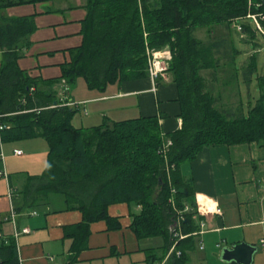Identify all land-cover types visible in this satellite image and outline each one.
<instances>
[{
  "label": "trees",
  "instance_id": "16d2710c",
  "mask_svg": "<svg viewBox=\"0 0 264 264\" xmlns=\"http://www.w3.org/2000/svg\"><path fill=\"white\" fill-rule=\"evenodd\" d=\"M41 1L46 0H0V10ZM85 7L83 41L63 67L66 80L73 82L82 76L89 88L103 91L108 85L147 76V49L168 46L171 59L167 71L173 73L178 90L181 127L163 133L157 115L104 120L90 127L72 125L76 107L60 104L53 94L35 89L36 80L17 66L19 55L14 44L33 29L29 18L22 17L5 19L7 24L0 25V43L5 48L0 68L1 140L46 139L47 165L42 174L30 178L26 197L35 203L57 193L68 208L81 210L82 221L68 229L75 235L74 254L86 245L91 222L104 219L118 226L117 219L108 214V206L128 202L141 206L131 223L136 236L163 238L162 246L149 250L150 264L165 259L172 246L173 252L163 264H186V252L194 249L203 215L197 214L194 188L182 174V165L216 144L256 141L264 145V73L255 77L259 95L253 101L249 96V85L257 72V51L249 54L240 72V50L230 38L220 36L207 42L194 32L235 25L241 40L251 42L255 49L259 47L257 35L264 34L248 15H255L264 30V3L87 0ZM222 58L232 63H228L232 69L228 80L241 77L246 83L247 108L238 113L217 106L221 94L209 88L202 74L203 70L225 66L220 64ZM166 139L171 142L163 152ZM181 187L187 194L178 191ZM185 205L190 210L184 211ZM0 264H20L14 239L0 245Z\"/></svg>",
  "mask_w": 264,
  "mask_h": 264
},
{
  "label": "crops",
  "instance_id": "0c3cea01",
  "mask_svg": "<svg viewBox=\"0 0 264 264\" xmlns=\"http://www.w3.org/2000/svg\"><path fill=\"white\" fill-rule=\"evenodd\" d=\"M86 2L46 0L1 9L0 25L11 18L28 17L32 22L33 29L14 44L17 66L36 80L35 89L53 94L60 104L82 109L87 126L80 127L157 115L163 133L180 128L181 107L171 71L154 78L148 74L128 79L103 91L86 89L77 97L71 94L72 82L63 76V67L71 60L72 50L82 44ZM211 38L204 41H213ZM4 50L0 43V68ZM229 62L220 64L230 67ZM239 82L240 77L235 81L238 93ZM221 109L238 113L240 103ZM47 160L44 137L2 141L0 136V170L6 172L0 176V245L14 239L20 264H150L149 250L162 246L163 238L154 242L158 236H136L131 223L141 206L128 202L108 206V214L117 219L118 226L104 219L91 222L86 245L74 254L75 235L68 229L82 221L81 210L68 208L57 193L35 203L26 197L30 178L42 174ZM181 170L192 182L195 201L222 211L203 215L204 233L196 235L194 249L186 252V264H240L224 260L222 249L243 241L256 247L251 264H264V145L252 141L205 147ZM24 228L29 231L23 232ZM166 259L167 255L153 264H163Z\"/></svg>",
  "mask_w": 264,
  "mask_h": 264
},
{
  "label": "rangeland",
  "instance_id": "374dc122",
  "mask_svg": "<svg viewBox=\"0 0 264 264\" xmlns=\"http://www.w3.org/2000/svg\"><path fill=\"white\" fill-rule=\"evenodd\" d=\"M237 25V24H236ZM196 36L198 38H201L203 40L208 39L212 37V40L218 39L221 37H228L232 40L235 47H237L240 52L237 55V60L239 61L240 66V72L243 69V65L247 63V57L250 53L253 51H257V72L255 75L252 76L250 85H249V92H250V98L253 101L255 97H257L258 89L256 87V81L255 77L258 74L264 73V36L261 34H258L255 41L258 42L259 47H256L254 49L251 42H243L241 40L242 34H240L239 31L236 30L235 25H232L230 28H225L224 26H216L215 30L211 31L208 28H198L196 29ZM168 46H164L160 49L155 48H148L147 54L149 57H152V54L155 53L156 56L160 54V60H167L168 59V53H167ZM158 54V55H157ZM170 61V59H168ZM224 61V58H222V62ZM232 72L231 67L223 66V68H220L218 70H203L202 74L207 80V83L209 85V88L217 92V94H221V97L218 100L217 106L219 108H225L226 106L229 107H236L240 103V108L243 105L244 108H247V102L249 100L248 94H247V87L246 83L243 82V80L240 77V82L238 83L239 87V93L237 90V84H235V81H229L228 74ZM230 82V84H228ZM227 84V85H225ZM71 94L77 97L80 94H84L85 90H96V88H89L85 80L82 76H78L71 84ZM239 95V98H238ZM74 104V103H73ZM103 105V104H100ZM75 106V105H73ZM128 117V115H126ZM85 117L86 115L83 113L82 109H78L75 111L71 123L74 126L80 127V126H87L85 123ZM130 118V117H128ZM154 242L161 241V237L153 238ZM156 244V243H155Z\"/></svg>",
  "mask_w": 264,
  "mask_h": 264
},
{
  "label": "built area",
  "instance_id": "2783aa9c",
  "mask_svg": "<svg viewBox=\"0 0 264 264\" xmlns=\"http://www.w3.org/2000/svg\"><path fill=\"white\" fill-rule=\"evenodd\" d=\"M248 17H251L253 19L256 27L260 30V32H262L264 34V30L262 29V27L258 23L256 16L249 14ZM237 27H238V29H241L239 24L237 25ZM167 53H168V59H171L170 50H167ZM168 59L167 60H160V54L158 56H156V54L153 53L152 57L148 58V73H149V75L154 78V77H157L159 74L163 73L164 71H166L167 67H168V62H169ZM1 128H2V125L0 124V129ZM170 142H171L170 139H166V142L163 145V150H162L163 152H165V150H166L167 146L170 144ZM0 176H6V172L0 170ZM172 192H175L174 189L172 190ZM170 201L173 202L174 201L173 198H171ZM195 205H196L197 214H200V215H206V214L208 215L211 212H214L217 214L222 213V211L219 207L210 208V207H207V205H205L201 201H197ZM187 210H190L189 205H185V207H184V211H187ZM14 216H15V213H14V211H12V217L14 218ZM199 226H200V229L195 233L196 234L204 233V227L206 226V222L203 220H200ZM28 231H29L28 228L23 229V232H28ZM178 234H180V232L175 233V235H178ZM201 247H203V245H201ZM172 250H173V246L170 248L167 256L172 252ZM178 254H180V252H178Z\"/></svg>",
  "mask_w": 264,
  "mask_h": 264
},
{
  "label": "water",
  "instance_id": "95a60500",
  "mask_svg": "<svg viewBox=\"0 0 264 264\" xmlns=\"http://www.w3.org/2000/svg\"><path fill=\"white\" fill-rule=\"evenodd\" d=\"M261 2L264 3V0H261ZM178 191L187 194L186 188L181 187ZM255 251V246L243 241L229 247H224L222 249V258L226 261L233 260L240 264H251Z\"/></svg>",
  "mask_w": 264,
  "mask_h": 264
},
{
  "label": "bare ground",
  "instance_id": "6f19581e",
  "mask_svg": "<svg viewBox=\"0 0 264 264\" xmlns=\"http://www.w3.org/2000/svg\"><path fill=\"white\" fill-rule=\"evenodd\" d=\"M32 92V91H31ZM28 93V92H27ZM175 208H176V206H175ZM171 244H172V242H171ZM176 246V245H175ZM173 252V251H172Z\"/></svg>",
  "mask_w": 264,
  "mask_h": 264
}]
</instances>
